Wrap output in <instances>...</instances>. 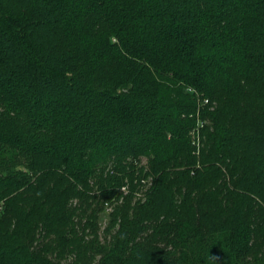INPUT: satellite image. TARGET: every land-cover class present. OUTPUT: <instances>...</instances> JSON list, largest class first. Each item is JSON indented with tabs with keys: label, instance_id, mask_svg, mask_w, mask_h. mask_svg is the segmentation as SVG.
I'll use <instances>...</instances> for the list:
<instances>
[{
	"label": "trees",
	"instance_id": "16d2710c",
	"mask_svg": "<svg viewBox=\"0 0 264 264\" xmlns=\"http://www.w3.org/2000/svg\"><path fill=\"white\" fill-rule=\"evenodd\" d=\"M0 206V264H264V0H0Z\"/></svg>",
	"mask_w": 264,
	"mask_h": 264
},
{
	"label": "rangeland",
	"instance_id": "374dc122",
	"mask_svg": "<svg viewBox=\"0 0 264 264\" xmlns=\"http://www.w3.org/2000/svg\"><path fill=\"white\" fill-rule=\"evenodd\" d=\"M142 161V164H144V159L141 160ZM142 193L140 192L139 195H141ZM106 206V205H105ZM0 210H1V206H0ZM109 213V211H106L104 209L103 213L100 215V220H99V223H98V241L100 244H105V243H108L110 241V236L104 238V235H103V232H104V229H105V226L107 225V214ZM74 256L73 255H68L67 259L65 261H62V262H66V263H70L72 258ZM99 256L96 255V258L94 260V263L93 264H96V261L98 260Z\"/></svg>",
	"mask_w": 264,
	"mask_h": 264
}]
</instances>
